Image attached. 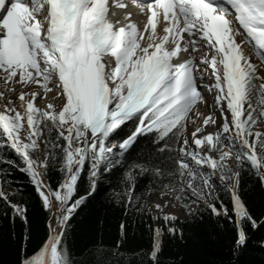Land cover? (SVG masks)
I'll return each mask as SVG.
<instances>
[{
  "label": "snow or ice",
  "instance_id": "snow-or-ice-1",
  "mask_svg": "<svg viewBox=\"0 0 264 264\" xmlns=\"http://www.w3.org/2000/svg\"><path fill=\"white\" fill-rule=\"evenodd\" d=\"M132 3L146 17L142 27L131 13L109 18L127 7L123 0H0V164L26 173L49 213L47 235L30 252L27 207L0 188L24 226L19 264H87L68 246L70 221L120 168L125 214L151 218L150 249L134 254L140 264H161L165 234L182 238L179 217L165 211L177 204L189 216L209 211L232 223L233 255L248 245V225L252 235L264 228V215L255 218L241 195L245 171L264 187V0ZM53 91L61 104L39 107ZM141 138L147 150L129 161ZM56 164L62 179L53 188L43 175ZM85 171L90 190L77 198ZM145 176L176 203L146 206L136 195ZM120 247L113 255H124Z\"/></svg>",
  "mask_w": 264,
  "mask_h": 264
},
{
  "label": "trees",
  "instance_id": "trees-1",
  "mask_svg": "<svg viewBox=\"0 0 264 264\" xmlns=\"http://www.w3.org/2000/svg\"><path fill=\"white\" fill-rule=\"evenodd\" d=\"M147 144L148 142L141 138L138 146L127 154L128 160L131 161L142 150L146 151ZM8 156L20 163L14 154L8 153ZM6 168L7 165L0 164V173ZM7 170L10 172L7 177L10 183L4 182L0 176V188L8 193H16L12 196V201L27 207L31 235L28 249L31 252L47 235L46 223L49 213L42 207L27 174L17 168ZM124 170L120 168L114 170L110 176H105L98 183L97 191L85 200L70 221V231L66 237L68 246L77 257L83 256L87 264H140V258L134 254L150 249V215H137L135 210L126 215L123 205L119 203L117 194L124 191V185L121 183ZM43 179L55 188L62 179L59 164L44 174ZM241 189L242 199L254 217L259 219L264 215V187L256 177L245 171ZM89 190L90 184L85 171L78 182L76 197L86 195ZM152 190L164 191L159 187L151 188L148 176L138 180L136 195L140 196L141 201ZM223 198L225 203L229 202L227 197ZM122 222L126 224L124 237L120 232ZM161 224L163 225L162 221ZM176 226L182 229L183 236L181 238L179 234L174 237L164 235L159 256L161 264H264V247L260 243L264 240V228L252 235L251 226L248 225L246 231L251 235V239L246 247L237 255H233L235 230L233 224L225 218L202 211L198 217H179ZM23 234L22 221L19 218L13 220L11 209L0 199V264H19ZM117 241H121L119 252L124 253L123 256H115L111 251ZM100 243L105 249L102 253H98L96 248Z\"/></svg>",
  "mask_w": 264,
  "mask_h": 264
},
{
  "label": "rangeland",
  "instance_id": "rangeland-1",
  "mask_svg": "<svg viewBox=\"0 0 264 264\" xmlns=\"http://www.w3.org/2000/svg\"><path fill=\"white\" fill-rule=\"evenodd\" d=\"M118 10H119V13L122 12V10H120L119 8H118ZM118 10H117V12H118ZM130 13H131V11H130ZM122 18H124V17H119V20L123 21ZM132 20L134 22H136L137 24H139L140 26H142L143 23L146 20V17L143 14H141V13H137L134 16H132ZM32 87L35 88L36 86L33 85ZM25 90L26 91H29L31 89H25ZM19 91H20V88H19V86H17L16 93H13L12 94V98L13 99L16 98V94ZM52 93H54L53 95H55V97H54L55 99L54 100L51 98V94ZM52 93H49V99L48 100H45V99H42V98L41 99H37V101H36L37 105L39 107H41V108H45L48 102H53L55 105L59 106L61 104L60 99L58 97H56V93L54 91ZM208 99L211 101V95L208 97ZM190 126L191 125L189 124L188 125V128H187V132H189ZM214 130L215 129L213 127H207L206 128V131L207 132L208 131L213 132ZM38 156H39V159L42 160L43 157H44V153L43 152H39L38 153ZM233 162H234V159H233ZM232 165L234 167V163H232ZM151 199L152 200H156V201H158V203H161V204H164L165 201H172L173 203H176V201L174 200V198L172 196H170V195H161V191H154V190L150 191L145 197H143L142 201L145 203L146 206H149V205H152L150 203V200ZM165 211L166 212H172L175 215H177V217H180V218H183V217H185L187 215L186 211L179 204H177V206L175 208H173V207H167V208H165ZM53 223H54V221H53Z\"/></svg>",
  "mask_w": 264,
  "mask_h": 264
},
{
  "label": "bare ground",
  "instance_id": "bare-ground-1",
  "mask_svg": "<svg viewBox=\"0 0 264 264\" xmlns=\"http://www.w3.org/2000/svg\"><path fill=\"white\" fill-rule=\"evenodd\" d=\"M123 2L127 5V7L126 8H119V7H117V8H119L120 10H122V12L121 13H119L118 14V16H117V18H116V20H118L119 19V17H124L129 11H131V10H135V11H139V9L132 3V1H127V0H123ZM123 19V18H122ZM143 26V25H142ZM141 26V27H142ZM54 93H52L51 94V98H54L55 97V95H53ZM213 99V97L211 96V100ZM210 101V100H209ZM201 111L202 112H206L207 110L206 109H204L203 108V106H201ZM191 126H190V130H189V134L194 130V128H193V125L191 124V123H189ZM208 132H211V131H208ZM235 162V161H234ZM233 162V160L231 161V163H234ZM235 166V165H234ZM150 203L151 204H154V203H158V201H156V200H150Z\"/></svg>",
  "mask_w": 264,
  "mask_h": 264
},
{
  "label": "water",
  "instance_id": "water-1",
  "mask_svg": "<svg viewBox=\"0 0 264 264\" xmlns=\"http://www.w3.org/2000/svg\"><path fill=\"white\" fill-rule=\"evenodd\" d=\"M234 165H235V163H234Z\"/></svg>",
  "mask_w": 264,
  "mask_h": 264
}]
</instances>
